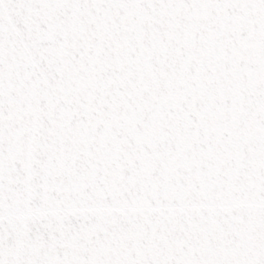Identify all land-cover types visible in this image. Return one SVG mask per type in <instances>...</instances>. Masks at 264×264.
<instances>
[{
  "label": "snow or ice",
  "instance_id": "obj_1",
  "mask_svg": "<svg viewBox=\"0 0 264 264\" xmlns=\"http://www.w3.org/2000/svg\"><path fill=\"white\" fill-rule=\"evenodd\" d=\"M0 264H264V0H0Z\"/></svg>",
  "mask_w": 264,
  "mask_h": 264
}]
</instances>
